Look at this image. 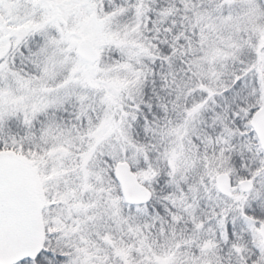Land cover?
Listing matches in <instances>:
<instances>
[{"label": "snow or ice", "instance_id": "1", "mask_svg": "<svg viewBox=\"0 0 264 264\" xmlns=\"http://www.w3.org/2000/svg\"><path fill=\"white\" fill-rule=\"evenodd\" d=\"M0 264H264V0H0Z\"/></svg>", "mask_w": 264, "mask_h": 264}]
</instances>
